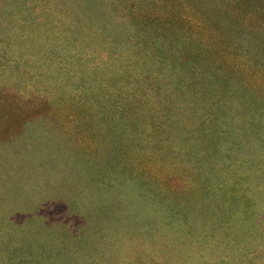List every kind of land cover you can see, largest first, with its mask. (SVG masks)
I'll use <instances>...</instances> for the list:
<instances>
[{
  "label": "trees",
  "instance_id": "16d2710c",
  "mask_svg": "<svg viewBox=\"0 0 264 264\" xmlns=\"http://www.w3.org/2000/svg\"><path fill=\"white\" fill-rule=\"evenodd\" d=\"M135 22L117 61L119 73L94 67L89 94L73 98L81 128L92 123L96 144L110 141L120 161L112 172L95 173L108 191L103 204L77 237L46 232L42 242L16 248L10 261L264 264V248L253 238L250 199L238 196L247 189L240 184L261 168L251 141L264 149V97L244 80L238 63L217 58L209 45L186 41L191 32L178 34L159 19ZM215 33L226 42V54L264 67V48L237 43L249 38L247 31ZM176 141L187 147L181 151ZM179 154L191 164L184 167ZM169 161L188 169L190 200L182 202L154 165ZM259 172L264 180V169Z\"/></svg>",
  "mask_w": 264,
  "mask_h": 264
},
{
  "label": "rangeland",
  "instance_id": "374dc122",
  "mask_svg": "<svg viewBox=\"0 0 264 264\" xmlns=\"http://www.w3.org/2000/svg\"><path fill=\"white\" fill-rule=\"evenodd\" d=\"M135 19H159L178 34L191 32L186 41L238 63L244 80L264 97V67L226 54V42L215 33L245 30L249 38L238 44L264 48V0H0V264H12L16 248L42 242L46 232L77 237L103 204L108 191L95 173L112 172L120 161L110 141L96 144L92 123L81 128L73 98L89 94L94 67L119 73L117 61ZM179 142L182 151L187 145ZM251 143L264 169V149L255 139ZM177 159L191 164L182 154ZM154 165L182 202L190 200L194 185L187 168L170 161ZM259 170L240 184L247 189L238 196L250 199L253 238L264 248Z\"/></svg>",
  "mask_w": 264,
  "mask_h": 264
}]
</instances>
